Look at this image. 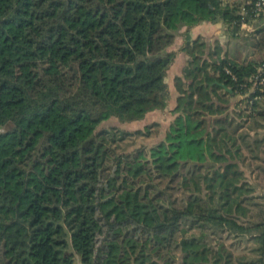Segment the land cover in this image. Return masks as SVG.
<instances>
[{"label": "trees", "instance_id": "16d2710c", "mask_svg": "<svg viewBox=\"0 0 264 264\" xmlns=\"http://www.w3.org/2000/svg\"><path fill=\"white\" fill-rule=\"evenodd\" d=\"M257 3L0 0V264H264V206L244 222L254 189L240 165L243 146L253 154L264 141L240 134L264 121L254 83L264 58L221 62L215 78L199 62L207 44L186 33L165 139L129 144L159 122L100 129L170 107V48L184 28L221 22L236 36L257 21L254 48L264 52ZM241 96L233 118L225 98ZM221 232L252 238L256 258L215 246Z\"/></svg>", "mask_w": 264, "mask_h": 264}, {"label": "rangeland", "instance_id": "374dc122", "mask_svg": "<svg viewBox=\"0 0 264 264\" xmlns=\"http://www.w3.org/2000/svg\"><path fill=\"white\" fill-rule=\"evenodd\" d=\"M182 38L180 39L179 46L182 48L183 44L181 42ZM187 41L185 42V44ZM179 48V47H178ZM259 53V52H258ZM215 55H217V52H214ZM188 56V55H187ZM189 57V56H188ZM177 60L175 59L174 64H180L181 67L183 66V63L178 62V59H181V57L178 58L177 54ZM203 58V57H202ZM201 58V59H202ZM206 58V57H205ZM203 58V59H205ZM199 60L201 62L202 60ZM214 59H216L214 57ZM212 59V60H214ZM217 60V59H216ZM252 61H257L256 59H251ZM215 63L211 65H207L204 68L207 72H210V74L215 75V78H219V69L221 66V62L214 61ZM250 62V61H248ZM202 64V63H200ZM209 68V69H206ZM172 74V73H171ZM176 74V73H175ZM175 76V75H174ZM174 76H172V79H167V82L169 83L170 89L174 90L175 92V85H174ZM231 95V94H230ZM239 102L235 97H226V101H228V107L230 108L228 112L232 113V117L235 118L234 113H237V105L241 103L242 96L239 97ZM175 99V98H174ZM244 106V105H243ZM242 106V107H243ZM175 107V102L165 111L163 112H157L154 115H151L148 119H146L144 122L140 123H121L116 119H112L109 122L104 123L100 129H110L114 127L121 128L126 131H136L139 129H144L147 125L152 124L153 122H159L161 124V127L159 128H153L151 130L150 135L147 138H139L136 139V142L132 144V142H129L131 145V149L134 148H148L150 149L151 147H154L158 145L161 141H163L166 137L167 131L170 127V125L173 123L175 119V115L172 113V110ZM237 124H234V126H237L238 124L241 125V120L236 116ZM261 125L264 126V121H259L256 122V125L253 123H244L243 128L240 131V134H245L247 137L249 135V142L253 144V141L257 140H264V127H261ZM253 132L254 135L251 133ZM243 144V143H242ZM258 148H257V147ZM243 154L246 157V162L245 163H240L241 165V170L245 172V176L251 182L252 188L254 189V193L251 196V199L249 198V201L246 203V206L248 209L251 211L250 212V217L246 221H244L246 224L248 222H256L258 221V212H260L261 208L264 206V172L260 170L259 168H264V141L262 144L255 145L254 146V153H250L249 148H246L243 146ZM254 156H258V159H254ZM244 162V161H243ZM207 167V166H206ZM193 172V169L191 166L189 168L185 169V173L190 177V173ZM198 173H207V169H199ZM197 173V174H198ZM254 178V179H253ZM188 195V193H185L184 190H182L179 193V200H182L184 196ZM251 224V223H250ZM216 239V240H215ZM214 239V245L216 246L218 244V240L222 241L224 244H226L229 248L232 249V251L235 252V255L240 257L244 256L251 259H255L256 256L254 254H251V250H254L257 248V244L252 238L250 237H241L240 238H235L231 237L227 232H221L219 235H216ZM175 254L178 256L179 260L181 259V254L180 252L176 251Z\"/></svg>", "mask_w": 264, "mask_h": 264}, {"label": "crops", "instance_id": "0c3cea01", "mask_svg": "<svg viewBox=\"0 0 264 264\" xmlns=\"http://www.w3.org/2000/svg\"><path fill=\"white\" fill-rule=\"evenodd\" d=\"M258 25L259 22L257 21L253 24H244L241 28L240 34L236 36L228 35L226 32L225 25L221 22L217 24L203 23L199 26L191 28L188 32H187V28H184L182 30V32L184 33L177 37L175 44L170 48V51L176 52V54H178V58L181 57V59H178V62L180 61V63H183V66L181 67L180 64L177 65L173 63L172 67L168 72L167 79H172V76L174 75L175 76L173 80L175 79V77L181 76L183 69L185 68L189 60L187 54L182 51V48H184L186 42L185 40L186 33H189L191 37L190 43L197 40L198 38H202L203 41L207 44L208 50L206 54L203 56V58L205 57L206 58L201 59L202 61L200 63L202 64L206 62L207 65H211L215 63L214 61H218V62L236 61L238 63H244V62L252 61L251 59H256V60L263 59L264 52H260L254 48V45L257 41V37L254 35V33ZM181 38H182L181 42L184 43L182 48H180V46L178 45ZM214 52H217V55H215ZM214 57L217 60L214 59ZM175 59L177 60V58ZM170 92L173 99L177 97L176 89L175 92L174 90L170 89ZM235 98L237 99L238 102L239 99H241L239 97H235ZM173 102H175V99L171 102L170 106L173 104ZM157 112H162V111L152 112L147 115L146 119H148L149 117H151V115H154ZM251 134L254 135L253 132Z\"/></svg>", "mask_w": 264, "mask_h": 264}, {"label": "built area", "instance_id": "2783aa9c", "mask_svg": "<svg viewBox=\"0 0 264 264\" xmlns=\"http://www.w3.org/2000/svg\"><path fill=\"white\" fill-rule=\"evenodd\" d=\"M257 11H264V0H258ZM255 88L261 87L264 92V65L259 68V73L254 78Z\"/></svg>", "mask_w": 264, "mask_h": 264}, {"label": "water", "instance_id": "95a60500", "mask_svg": "<svg viewBox=\"0 0 264 264\" xmlns=\"http://www.w3.org/2000/svg\"><path fill=\"white\" fill-rule=\"evenodd\" d=\"M216 84L219 85L220 87H222L224 89L225 92L229 93V94H233V90L228 88L225 84L220 83L219 81L216 80Z\"/></svg>", "mask_w": 264, "mask_h": 264}]
</instances>
